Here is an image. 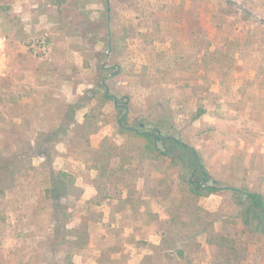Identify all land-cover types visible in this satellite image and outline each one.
I'll return each mask as SVG.
<instances>
[{
    "label": "rangeland",
    "instance_id": "obj_1",
    "mask_svg": "<svg viewBox=\"0 0 264 264\" xmlns=\"http://www.w3.org/2000/svg\"><path fill=\"white\" fill-rule=\"evenodd\" d=\"M212 1L0 0V264H264V224L232 189L264 194V60L241 51L230 78L210 81L208 48L226 44ZM171 59L187 70L167 72ZM106 86L129 107L124 125ZM201 99L208 112L192 120ZM159 134L164 155L148 147ZM181 141L217 192H191L200 169ZM60 171L67 189L50 192Z\"/></svg>",
    "mask_w": 264,
    "mask_h": 264
},
{
    "label": "trees",
    "instance_id": "obj_2",
    "mask_svg": "<svg viewBox=\"0 0 264 264\" xmlns=\"http://www.w3.org/2000/svg\"><path fill=\"white\" fill-rule=\"evenodd\" d=\"M51 1L53 4L57 6H61L62 4L66 2V0H51ZM252 2L253 0H213L212 5L205 6L206 14H207L205 16H206V19H208V24L210 26V29L211 30L216 29L219 32L224 33V39L226 43L225 48L223 46L218 48L216 46H213L211 42V45L208 48L207 54L210 55V61H208L205 64L206 65L205 74L206 76L209 75L210 81L217 83L223 77L230 78L232 75L233 69H234L235 62H237V59H238L236 55L237 53L241 51L245 50L247 51L246 52L247 54H250V52L253 53L256 51L258 54L261 55L262 59L264 60V18H259L258 15L252 12V10L255 8V4H253ZM202 20L203 18L201 19V21ZM253 20L254 22L255 21L259 22L263 30L259 32L257 31L250 32L251 30H248V29L246 30L247 23L252 22ZM200 23H201L200 20H196V24L200 25ZM173 57L175 56H172V58ZM164 66L167 69L166 70L167 72L171 70L175 71V69L181 70V71L187 70V68L184 66H182V68H179L178 66H181V65L176 62V59L169 60L167 63L164 64ZM236 67L240 68L241 66H239V64L236 63ZM103 68L104 67H102V69ZM261 75H264V70H262V68H261V71L258 72V78L256 79L254 83L259 89L258 95L261 96V98L257 96L258 101L255 102L256 104L255 107L260 108L257 110L258 112L259 111L264 112V76L260 77ZM136 77H138L137 81H142V82L144 81L143 77L140 74L136 75ZM169 82L172 83L171 80L168 81L167 83ZM101 85H103V82L101 83ZM193 88H195L194 83H192V85L188 84L187 89L185 88L186 93L184 95H186V97H189V95L192 94L190 89H193ZM205 89H206V92H209L212 88L210 87V84H208L205 87ZM102 99L104 101L108 99L105 93H103ZM167 102L169 103L170 100L166 101L165 103L157 102L158 104L155 103V105L157 107L158 105H164V106L171 105V104H168ZM72 111L74 112L75 109H73ZM207 112H208L207 106L205 102L201 99L197 103L194 112H192L191 119L198 120L201 116H203ZM69 117L71 118L70 127H72V125H74V120H72L74 119L73 113L72 114L69 113ZM176 117L177 116L174 113V111H172L169 114L164 113L162 116L157 117L156 120L152 121L151 124L154 126L156 131L160 132L162 131V129L165 128V125L170 126L169 122L173 121ZM60 130L61 131L59 132H66V131L68 132L73 129L69 127H61ZM152 137H153V142L148 143L149 151L164 155L166 153V149L160 148L158 143H156V139L157 141L158 140L163 141V139H161L160 134L157 136L152 135ZM180 144L183 147H185L182 143ZM184 144L186 143L184 142ZM194 151L197 154V151L196 150ZM192 156L194 157V160L199 164L200 178H197V180L191 184L192 185L191 192L195 194V196L209 195L211 193L217 192L218 186L216 185H207L204 188L202 183L205 180L210 179L208 171L201 164V160L198 154L194 156V154L192 153ZM67 175L68 174L66 172H62V171L53 173L51 176V188L49 191L53 193L58 192V191L65 193L67 189V185L69 183V181L64 179L65 177H67ZM227 188H229V186H227ZM232 189L235 192H238L241 195V198H243V200H246L256 210L258 220H260L264 224V194L261 191L253 190L246 185L234 186ZM193 225L196 226L197 223L196 224L193 223ZM163 233L164 232L162 231L161 234L164 235ZM201 233L202 231L200 230L197 231L195 234V237L200 236ZM223 245H224L223 243H220L219 246H223ZM179 252H180V255L184 254L183 250H179Z\"/></svg>",
    "mask_w": 264,
    "mask_h": 264
},
{
    "label": "water",
    "instance_id": "obj_3",
    "mask_svg": "<svg viewBox=\"0 0 264 264\" xmlns=\"http://www.w3.org/2000/svg\"><path fill=\"white\" fill-rule=\"evenodd\" d=\"M109 52L110 51H108V55H109ZM108 62V59H106V61H105V63L103 64V66H105V64ZM105 67H113V66H105ZM120 71V69H118L115 73H118ZM105 95H106V97L107 98H113V100H114V102H115V104H118V96L116 95V94H114V93H111L110 92V90H109V88H108V86H106V92H105ZM128 112H129V107H128V105L126 104V111H125V113L121 116V118H120V123H121V121H122V119L128 114ZM141 126L142 127H144L145 126V124L144 123H141ZM125 127H127V128H132V126L131 125H126ZM141 133H151V134H156V132H155V130H152V131H142ZM165 137H168V136H163V135H161V139H164ZM181 143L185 146V147H187V148H189L191 151H192V153L194 154V156H196L197 154L195 153V149H194V147L193 146H191V145H186V144H184V142H182L181 141Z\"/></svg>",
    "mask_w": 264,
    "mask_h": 264
},
{
    "label": "flooded vegetation",
    "instance_id": "obj_4",
    "mask_svg": "<svg viewBox=\"0 0 264 264\" xmlns=\"http://www.w3.org/2000/svg\"><path fill=\"white\" fill-rule=\"evenodd\" d=\"M117 105H119V106L124 105V107H125V109H126V104H119V103H118ZM125 117H126V116H125ZM125 117H124V118H125ZM124 118H123L122 121H121V124H122V125H124V124H123V122H124ZM125 126H126V125H125ZM132 128L135 129V130H137V128H135V127H133V126H132Z\"/></svg>",
    "mask_w": 264,
    "mask_h": 264
}]
</instances>
